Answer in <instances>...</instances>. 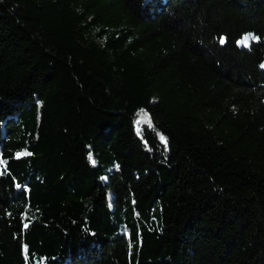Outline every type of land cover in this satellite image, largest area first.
Here are the masks:
<instances>
[{
    "label": "trees",
    "instance_id": "trees-1",
    "mask_svg": "<svg viewBox=\"0 0 264 264\" xmlns=\"http://www.w3.org/2000/svg\"><path fill=\"white\" fill-rule=\"evenodd\" d=\"M261 65L264 0H0V264H264Z\"/></svg>",
    "mask_w": 264,
    "mask_h": 264
},
{
    "label": "snow or ice",
    "instance_id": "snow-or-ice-1",
    "mask_svg": "<svg viewBox=\"0 0 264 264\" xmlns=\"http://www.w3.org/2000/svg\"><path fill=\"white\" fill-rule=\"evenodd\" d=\"M256 40V39H258L257 37H254V36H246L245 38H244V41H242L241 43L244 45V46H248V41L249 40ZM219 43L221 44V45H223L224 43H225V39L224 38H220V40H219ZM261 67H264V65H261ZM160 140H161V142L165 145V148L167 147V139L164 137V136H160ZM26 252H27V250H25Z\"/></svg>",
    "mask_w": 264,
    "mask_h": 264
},
{
    "label": "rangeland",
    "instance_id": "rangeland-1",
    "mask_svg": "<svg viewBox=\"0 0 264 264\" xmlns=\"http://www.w3.org/2000/svg\"><path fill=\"white\" fill-rule=\"evenodd\" d=\"M243 41H244V40H243ZM251 43H252V40L250 39V40L248 41V46H246V47H249V46L251 45ZM241 45L244 46L242 43H241Z\"/></svg>",
    "mask_w": 264,
    "mask_h": 264
},
{
    "label": "water",
    "instance_id": "water-1",
    "mask_svg": "<svg viewBox=\"0 0 264 264\" xmlns=\"http://www.w3.org/2000/svg\"><path fill=\"white\" fill-rule=\"evenodd\" d=\"M225 42H226V39H225ZM225 44V43H224Z\"/></svg>",
    "mask_w": 264,
    "mask_h": 264
}]
</instances>
